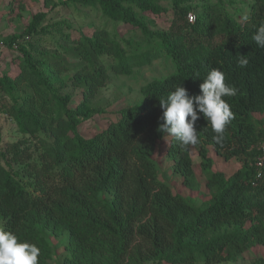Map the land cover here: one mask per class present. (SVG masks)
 <instances>
[{"label": "trees", "instance_id": "trees-1", "mask_svg": "<svg viewBox=\"0 0 264 264\" xmlns=\"http://www.w3.org/2000/svg\"><path fill=\"white\" fill-rule=\"evenodd\" d=\"M56 1L43 7L53 10ZM73 2L139 31L146 50L128 54L106 31L73 42L61 24L43 27L45 11L23 34L3 39L23 65L17 77H0V92L14 100L0 112L23 139L0 150V264H49L54 237H65L68 264H230L264 247V170L257 179L255 167L264 143L255 116L264 114V0L243 23L205 6L190 22L198 8L171 0L177 19L168 32L151 30L144 15L167 12L155 0ZM54 30L57 50L34 54ZM71 50L87 65L60 81L61 62L49 60ZM161 52L175 72L144 86L141 103L122 109L104 131L81 135L82 123L101 113L93 107L107 84L101 58L130 75ZM23 82L34 92L20 99ZM70 88L84 89L76 108ZM167 140L164 156L190 191L201 188L191 156L197 148L209 197L202 205L162 178L155 154ZM211 149L226 161L241 159L242 168L229 177L214 171ZM251 264H264V256Z\"/></svg>", "mask_w": 264, "mask_h": 264}, {"label": "rangeland", "instance_id": "rangeland-1", "mask_svg": "<svg viewBox=\"0 0 264 264\" xmlns=\"http://www.w3.org/2000/svg\"><path fill=\"white\" fill-rule=\"evenodd\" d=\"M44 0H0V36L2 39L10 35H21L25 32L32 17L40 11L49 13L47 21L43 24L45 26H53L61 24V28L66 34H70L71 40L77 42L82 35L93 36L95 32L106 31L121 46L127 50L128 54L136 50L141 52L146 50L143 35L132 29L131 26L121 23H115L106 19L103 16L100 7H82L73 0H57L53 10H48L43 7ZM257 0H188L187 5L196 6L198 9L192 13L197 17L198 13L202 11V6L211 8L215 11L214 16L229 12L236 18L239 23L247 22L251 16L250 6L255 4ZM160 6L167 9V12L161 15H154L151 13L144 14L147 21L150 23L153 31H170L176 22V13L173 8L171 0H155ZM195 22V21H194ZM60 35L54 30L52 35H46L42 40L34 45L32 52L47 51L54 52L57 50V38ZM56 39V40H55ZM215 42L220 41L217 36ZM61 42V41H59ZM63 43V41L61 42ZM129 43V44H128ZM132 45V46H131ZM155 45V50L159 47ZM160 48V47H159ZM158 48V49H159ZM161 56L145 66H135L130 75L119 74L112 69L115 60L108 56L101 58L100 63L105 68L107 74V84L102 87L94 99L93 107L100 110L101 113L93 114L92 118L83 122L79 128L81 135L86 138H93L108 125L115 122L120 117V111L127 107H132L141 103L143 99L142 88L154 80H161L175 72V66L170 57L161 52ZM52 61H60L62 67L61 80L69 81L80 69L87 64L79 57L74 50L61 53V55ZM23 59L20 53L0 49V77L8 75L12 78L17 77L22 71ZM69 84V82H68ZM21 90L17 95L20 99L27 96H33V90L28 87L25 82L21 84ZM68 89L65 92H71L73 95L70 106L76 108L83 100L84 89ZM13 99L7 94L0 92V105H11ZM20 103V101H19ZM256 124L258 131L264 132V114H256ZM0 131L2 141L0 143V150L9 148L12 144H16L23 139V136L18 132L17 126L8 114L0 112ZM263 142V141H262ZM168 140L163 142L155 154L159 161L162 171V178L167 180L173 191H179L183 196L193 199L197 204L202 205L208 197V190L205 187V178L201 172V160L198 155V150L193 147L191 156L194 162L195 172L201 182L199 191H190L182 186L181 177L172 170V162L164 156V151L168 146ZM40 152H34V159L40 156ZM210 156L214 161L213 170L231 176L233 173L240 170L243 166L241 159H234L226 161L223 157L210 150ZM14 167V165H13ZM19 168V166H16ZM53 242L57 246V251L54 258L49 264H68L69 252L65 247V237H54ZM264 256V247L257 246L251 252L244 255L237 263L230 264H251L256 258ZM16 264H25L18 260Z\"/></svg>", "mask_w": 264, "mask_h": 264}, {"label": "built area", "instance_id": "built-area-1", "mask_svg": "<svg viewBox=\"0 0 264 264\" xmlns=\"http://www.w3.org/2000/svg\"><path fill=\"white\" fill-rule=\"evenodd\" d=\"M188 19L190 22L195 21V16L193 14H189ZM5 48V42L0 36V49ZM258 150L260 152L259 156L256 158L255 167L257 170V176L256 178L259 179L263 176V170H264V143H260L258 145Z\"/></svg>", "mask_w": 264, "mask_h": 264}]
</instances>
